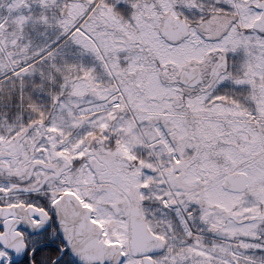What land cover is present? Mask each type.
Listing matches in <instances>:
<instances>
[{
	"label": "snow or ice",
	"instance_id": "obj_1",
	"mask_svg": "<svg viewBox=\"0 0 264 264\" xmlns=\"http://www.w3.org/2000/svg\"><path fill=\"white\" fill-rule=\"evenodd\" d=\"M0 264H264V0H0Z\"/></svg>",
	"mask_w": 264,
	"mask_h": 264
}]
</instances>
